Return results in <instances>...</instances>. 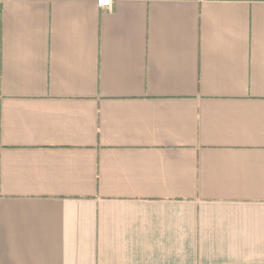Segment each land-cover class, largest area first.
Instances as JSON below:
<instances>
[{"label": "crops", "instance_id": "0c3cea01", "mask_svg": "<svg viewBox=\"0 0 264 264\" xmlns=\"http://www.w3.org/2000/svg\"><path fill=\"white\" fill-rule=\"evenodd\" d=\"M0 264H264V0H0Z\"/></svg>", "mask_w": 264, "mask_h": 264}, {"label": "built area", "instance_id": "2783aa9c", "mask_svg": "<svg viewBox=\"0 0 264 264\" xmlns=\"http://www.w3.org/2000/svg\"><path fill=\"white\" fill-rule=\"evenodd\" d=\"M98 6L102 7V8H108L111 7L112 5V0H96Z\"/></svg>", "mask_w": 264, "mask_h": 264}]
</instances>
